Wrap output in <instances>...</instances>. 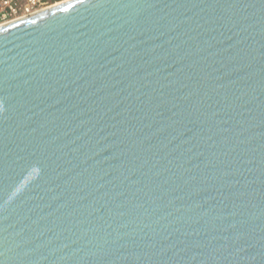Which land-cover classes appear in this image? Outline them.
Here are the masks:
<instances>
[{
  "label": "water",
  "instance_id": "water-1",
  "mask_svg": "<svg viewBox=\"0 0 264 264\" xmlns=\"http://www.w3.org/2000/svg\"><path fill=\"white\" fill-rule=\"evenodd\" d=\"M0 264H264V0L0 26Z\"/></svg>",
  "mask_w": 264,
  "mask_h": 264
},
{
  "label": "built area",
  "instance_id": "built-area-1",
  "mask_svg": "<svg viewBox=\"0 0 264 264\" xmlns=\"http://www.w3.org/2000/svg\"><path fill=\"white\" fill-rule=\"evenodd\" d=\"M66 0H0V26L23 19Z\"/></svg>",
  "mask_w": 264,
  "mask_h": 264
}]
</instances>
